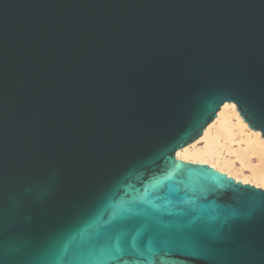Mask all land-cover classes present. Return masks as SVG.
Masks as SVG:
<instances>
[{"label": "water", "instance_id": "95a60500", "mask_svg": "<svg viewBox=\"0 0 264 264\" xmlns=\"http://www.w3.org/2000/svg\"><path fill=\"white\" fill-rule=\"evenodd\" d=\"M225 104L264 128V0H0V264H264V189L176 158Z\"/></svg>", "mask_w": 264, "mask_h": 264}, {"label": "bare ground", "instance_id": "6f19581e", "mask_svg": "<svg viewBox=\"0 0 264 264\" xmlns=\"http://www.w3.org/2000/svg\"><path fill=\"white\" fill-rule=\"evenodd\" d=\"M231 117L236 119V123L231 121ZM213 122L199 140L178 151L176 158L207 164L236 181L264 187L262 135L248 128L234 104L223 105ZM199 141H204V145L197 148ZM232 144H236L237 149H233ZM252 157L256 164L252 163Z\"/></svg>", "mask_w": 264, "mask_h": 264}, {"label": "snow or ice", "instance_id": "6c2138e0", "mask_svg": "<svg viewBox=\"0 0 264 264\" xmlns=\"http://www.w3.org/2000/svg\"><path fill=\"white\" fill-rule=\"evenodd\" d=\"M253 129L256 134L264 132V128H257L253 124ZM134 252L137 256L141 257L136 264H155V260L151 259L157 253V249L149 247L147 252L140 249L137 246H133ZM124 249L121 248L119 243L113 246L104 247L99 255L94 254V247L88 249H78L76 252V258L67 262V264H112V262L120 261L123 255ZM161 264H168V262L161 260Z\"/></svg>", "mask_w": 264, "mask_h": 264}, {"label": "rangeland", "instance_id": "374dc122", "mask_svg": "<svg viewBox=\"0 0 264 264\" xmlns=\"http://www.w3.org/2000/svg\"><path fill=\"white\" fill-rule=\"evenodd\" d=\"M220 112V111H219ZM218 112V113H219ZM218 113H217V115H218ZM216 119H217V117H216ZM215 119V120H216ZM215 120H214V122H215ZM231 121L233 122V123H236V119L234 118V117H231ZM213 122V123H214ZM203 145H204V141H199V143H198V145H197V148L199 147H203ZM232 147H233V149H237V145L236 144H232ZM222 151H225V148H223V150ZM224 156H227L226 154L224 155ZM252 163H254V164H256V160L252 157ZM188 162H192V163H199V162H193V161H188ZM247 174V173H246ZM243 184H249V185H252V184H250V183H243ZM254 186V185H253ZM254 187H256V188H260V189H264V187H259V186H254Z\"/></svg>", "mask_w": 264, "mask_h": 264}]
</instances>
